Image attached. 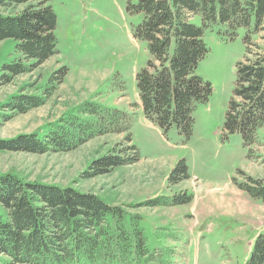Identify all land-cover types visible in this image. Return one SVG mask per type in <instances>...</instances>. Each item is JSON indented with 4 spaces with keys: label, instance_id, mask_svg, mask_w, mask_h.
I'll return each instance as SVG.
<instances>
[{
    "label": "trees",
    "instance_id": "1",
    "mask_svg": "<svg viewBox=\"0 0 264 264\" xmlns=\"http://www.w3.org/2000/svg\"><path fill=\"white\" fill-rule=\"evenodd\" d=\"M50 1L0 0V41L14 39L18 55L2 65L0 85L34 71L58 53ZM18 6H22L18 12L6 14ZM127 10L141 16L133 37L145 43L149 54L135 75L138 103L132 106L139 105L144 119L161 131L175 127L184 138L192 133L193 111L212 92L211 84L196 73L208 52L204 31L217 27L220 35L233 39L238 29H244V53L235 62L223 129L240 134L243 146L260 143L256 131L264 126V47L256 46L252 38L264 31V0H136L128 1ZM66 71L65 67L56 71L52 81L60 83ZM52 84L43 88L45 97ZM43 100L35 94L12 96L3 104L0 118H7L9 112L26 113L42 106ZM132 122L133 111L84 102L46 125L42 135L0 140V151L68 152L90 139L122 134L127 146L94 160L82 177L92 178L138 161ZM239 175L246 181L234 182L237 188L252 199L264 200L261 181ZM187 179L186 163L179 159L167 175V185ZM191 201L183 190L137 207H175ZM0 207V254L6 256L0 257V264H165L163 252L147 243L141 215L94 193L7 173L0 175ZM245 264H264V232L253 238Z\"/></svg>",
    "mask_w": 264,
    "mask_h": 264
},
{
    "label": "rangeland",
    "instance_id": "2",
    "mask_svg": "<svg viewBox=\"0 0 264 264\" xmlns=\"http://www.w3.org/2000/svg\"><path fill=\"white\" fill-rule=\"evenodd\" d=\"M128 1L136 0L50 1L56 15L58 53L34 71L0 85V112L16 95H40L44 104L0 118V140L42 135L46 125L65 112L94 102L133 111L130 133L138 161L82 178L94 160L120 153L127 146L122 134L103 135L68 152L0 151V175L12 173L25 180L72 186L124 205L130 213L141 215L147 243L163 252L165 264H245L250 243L264 232V200L252 199L234 182L246 181L239 175L242 172L264 185V126L256 131L260 143L250 147L242 145L240 134L223 129L235 62L244 53L245 30L238 29L233 39L220 35L217 27L204 31L208 52L198 62L196 73L211 84L212 92L193 111V130L184 138L175 127L161 131L144 119L139 105L132 106L138 103L135 75L146 65L149 54L145 43L133 37L141 16L127 10ZM21 8H10L6 14ZM194 20L200 24L199 18ZM252 42L264 47V31ZM14 46V39L0 41V73L3 64L18 58ZM63 67L66 74L55 83L53 76ZM51 81L52 92L45 97L43 88H49ZM179 159H184L189 179L168 187L167 175ZM183 190L192 196L191 203L137 207Z\"/></svg>",
    "mask_w": 264,
    "mask_h": 264
}]
</instances>
